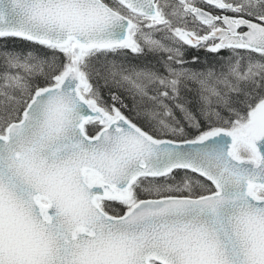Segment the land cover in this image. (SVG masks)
Masks as SVG:
<instances>
[{"label":"snow or ice","instance_id":"obj_1","mask_svg":"<svg viewBox=\"0 0 264 264\" xmlns=\"http://www.w3.org/2000/svg\"><path fill=\"white\" fill-rule=\"evenodd\" d=\"M0 264H264V0H0Z\"/></svg>","mask_w":264,"mask_h":264}]
</instances>
